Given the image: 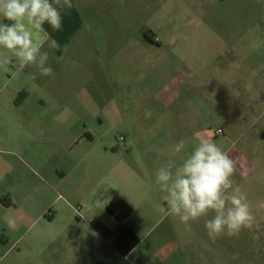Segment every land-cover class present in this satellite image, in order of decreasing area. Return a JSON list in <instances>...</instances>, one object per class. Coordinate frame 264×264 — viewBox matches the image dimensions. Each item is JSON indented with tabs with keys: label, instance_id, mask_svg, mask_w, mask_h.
<instances>
[{
	"label": "rangeland",
	"instance_id": "obj_1",
	"mask_svg": "<svg viewBox=\"0 0 264 264\" xmlns=\"http://www.w3.org/2000/svg\"><path fill=\"white\" fill-rule=\"evenodd\" d=\"M52 2L62 16L59 30L44 25L58 45V49H44L49 52L52 74L41 76L35 67H27L14 75L16 60L0 64V118L11 114L7 101L12 98L16 104L27 100L30 105H36L41 97L96 102L88 107L86 122L79 124L74 118L25 122L30 133L22 131L24 134L10 144L21 146L26 158L34 156L37 164L32 165L29 178L48 192L47 204L38 200L39 211L48 205V216L22 240L25 248L31 244L23 258L29 264H143L139 257L143 248L123 257L91 222L99 218L117 232L118 221L106 210L111 195L162 197L155 182L157 169L169 161L180 164L198 142L185 133L192 123L182 121L164 101L207 97L208 90L199 83L177 90L176 78L180 73L190 75L196 65L193 52L201 48L192 37L207 34L199 23L207 18L208 0H72L71 8L64 7L63 0ZM72 53L100 61L103 71L96 90H86L89 80L83 78ZM7 56L12 57L9 52ZM234 60L218 59L209 66L215 71L216 83L221 77L217 69ZM250 61L255 62V57ZM199 75L204 79L210 71ZM47 81L49 88H41ZM237 94L228 89L221 97L232 101ZM240 97L239 101L248 103L247 97ZM30 105L23 107L24 114L37 109ZM253 112L237 137L213 138L221 123L206 119L205 112H200L197 124L193 122L199 128L205 125L202 138L213 139L224 151L232 150L228 154L237 165L233 180L252 206L256 217L253 227L242 230L239 236L225 235L213 241L204 227L213 213L188 227L169 214L148 219L138 212L125 223L131 227L135 223L141 235L149 233L144 245L155 237L163 241L175 237L181 242L182 236L192 240L186 252L190 264H264V101L257 103ZM2 124L0 146L11 128L9 123ZM78 124L91 130L95 141L75 137ZM48 126L52 133H48ZM179 131L182 135L175 136ZM68 133L74 134L68 137ZM181 140L186 142L185 148L177 152ZM35 173L42 179L37 180ZM175 259L162 264H186Z\"/></svg>",
	"mask_w": 264,
	"mask_h": 264
},
{
	"label": "crops",
	"instance_id": "obj_2",
	"mask_svg": "<svg viewBox=\"0 0 264 264\" xmlns=\"http://www.w3.org/2000/svg\"><path fill=\"white\" fill-rule=\"evenodd\" d=\"M207 6V18L199 23V26L206 28L207 34L192 37V41L197 42L201 48L193 52L196 56V65L190 70V75L183 77L180 73L176 78L177 90H183L188 88V85L192 87L199 83L208 90L207 97L202 100L175 97L164 101V105L173 107L174 113L182 121L192 123L186 126L188 132L185 133L198 141L206 133L205 125L199 128L193 124V122L197 124L200 112H205L206 119L221 123L218 129H223V137H237L242 123L252 119L256 104L264 101V0H208ZM6 21L0 17V22L5 23ZM7 53L6 50L0 49V56H7ZM68 54L71 55V51H68ZM228 57L236 60L217 69L221 77L219 76V81L216 83L215 71L209 66L212 67L218 59ZM251 57H255V62L250 61ZM72 58L83 78L89 80L86 90H96L103 71L100 61L97 62L96 57L87 59L85 55L74 53H72ZM10 59L11 63L15 61V57L10 56ZM209 71V77L202 79L199 75ZM18 73L15 68L14 75ZM41 88L48 89V81ZM228 89L239 93L232 101L221 97ZM216 91L218 94H215ZM240 94L248 98V103L239 101ZM216 95H219V98H216ZM7 102L11 105V114L0 118V123L6 122L11 125V130L4 133L7 137L1 141L5 144L0 146V264H29L27 259L24 260L23 254L25 250H29L31 244L25 248L22 240L25 235L32 233L35 224L40 219L48 216L46 213L48 205L44 206L41 211L38 209V200L42 199L46 203L48 192L40 190L37 184L33 185L29 178L28 172H33L32 165L37 164L34 156L29 155L28 159L23 156L21 146L20 148L12 147L10 144L20 134L30 133V127L26 126L29 127L27 129L23 125L25 122L34 120L46 122L56 119L68 121L71 118L79 124L86 122L88 107L95 105L96 101L76 97L57 99L41 97L36 105H30L27 100L16 104L13 98ZM26 105L36 106L37 109H29L28 113L24 114L23 107ZM79 124L75 126L78 129L75 130L76 135L74 136L89 142L95 141V134L85 125L81 127ZM2 128L3 124L0 130ZM52 129L48 126V133H52ZM74 133H68V137ZM179 135H182L180 131L175 133V136ZM220 136L212 135L215 139ZM230 151L225 150L227 153ZM237 153L239 154V151ZM34 175L37 180L42 179L38 174ZM114 195H120L134 208L132 215L139 212L142 217L148 219L157 215H168L167 205L162 197L154 199L146 193L126 195L114 192L111 198ZM9 219L15 221L14 227H9ZM132 226L141 238V243L127 257H131L143 248L142 253L139 254L143 264H162L169 260L173 261L176 252H179L176 257L178 260L175 259L176 262L191 263L186 254L188 245L192 244L191 238L189 241L181 236L180 242L175 237L165 241L155 237L149 241V244L144 245L149 233L141 235L136 224L133 223Z\"/></svg>",
	"mask_w": 264,
	"mask_h": 264
},
{
	"label": "clouds",
	"instance_id": "obj_3",
	"mask_svg": "<svg viewBox=\"0 0 264 264\" xmlns=\"http://www.w3.org/2000/svg\"><path fill=\"white\" fill-rule=\"evenodd\" d=\"M63 6L71 8L72 0H63ZM0 17L10 22H0V49L15 57L17 72L35 67L41 76L51 75L49 52L44 49H58V45L44 25L47 23L53 30L62 25L61 12L52 0H0ZM11 62L8 56L0 58V64ZM31 76L36 78L35 73ZM185 143L179 141L176 151L183 150ZM236 171V162L227 152L213 139L202 138L180 164L169 161L159 167L155 182L163 193L167 213L178 217L185 226L213 213L204 227L215 241L225 235L239 236L255 223L246 194L233 180ZM8 223L9 227L15 226L12 219Z\"/></svg>",
	"mask_w": 264,
	"mask_h": 264
},
{
	"label": "trees",
	"instance_id": "obj_4",
	"mask_svg": "<svg viewBox=\"0 0 264 264\" xmlns=\"http://www.w3.org/2000/svg\"><path fill=\"white\" fill-rule=\"evenodd\" d=\"M107 212L118 221L117 232L112 231L102 220L95 218L91 226L123 257H127L141 243V238L133 227L125 222L133 214L134 208L120 195H114L106 208Z\"/></svg>",
	"mask_w": 264,
	"mask_h": 264
},
{
	"label": "built area",
	"instance_id": "obj_5",
	"mask_svg": "<svg viewBox=\"0 0 264 264\" xmlns=\"http://www.w3.org/2000/svg\"><path fill=\"white\" fill-rule=\"evenodd\" d=\"M222 134H223V129L222 128L217 129L216 132H215V136L222 135ZM119 140L123 141V137H120Z\"/></svg>",
	"mask_w": 264,
	"mask_h": 264
}]
</instances>
